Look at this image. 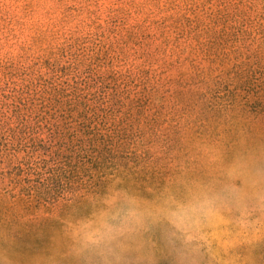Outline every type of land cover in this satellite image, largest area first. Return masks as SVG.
I'll use <instances>...</instances> for the list:
<instances>
[{
  "label": "rangeland",
  "instance_id": "1",
  "mask_svg": "<svg viewBox=\"0 0 264 264\" xmlns=\"http://www.w3.org/2000/svg\"><path fill=\"white\" fill-rule=\"evenodd\" d=\"M63 64L112 100L11 127ZM0 264H264V0H0Z\"/></svg>",
  "mask_w": 264,
  "mask_h": 264
},
{
  "label": "trees",
  "instance_id": "2",
  "mask_svg": "<svg viewBox=\"0 0 264 264\" xmlns=\"http://www.w3.org/2000/svg\"><path fill=\"white\" fill-rule=\"evenodd\" d=\"M68 65L47 67L38 78L15 83L11 113L7 110L5 115L11 127L53 131L67 118L87 122L95 104L104 106L112 100L114 92L104 76L90 68L81 70L78 64Z\"/></svg>",
  "mask_w": 264,
  "mask_h": 264
}]
</instances>
